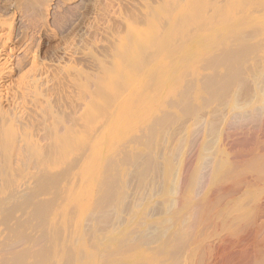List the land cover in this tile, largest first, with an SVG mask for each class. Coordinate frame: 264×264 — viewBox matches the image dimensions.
Wrapping results in <instances>:
<instances>
[{"label": "rangeland", "instance_id": "1", "mask_svg": "<svg viewBox=\"0 0 264 264\" xmlns=\"http://www.w3.org/2000/svg\"><path fill=\"white\" fill-rule=\"evenodd\" d=\"M142 1L144 2V12L140 5ZM124 21H131L135 25H138L140 27H143L144 25V48H141L137 51V56L135 57V59L129 61L127 59H125V61L120 60L117 61V64H114L113 57H115L114 53L117 51L118 48V43H116V41L119 37L124 38V35L125 37L127 35ZM0 23L12 26L10 38L8 39L6 43L7 46L5 48V55L9 59L7 67L10 74L6 77L5 82H7L6 85L8 86L5 87L2 91L3 97L0 103V106L2 107H0V116L2 114V116L0 117V168L2 172L0 171V173L3 174L2 177L0 175V189L2 190H0V198L2 197V200H4L6 203L8 202V204L3 201H1L0 203V212L2 211L1 208L4 207L3 210L7 212L8 215L7 216L6 213H3V211L0 213V249L2 244L9 241L10 239H15L17 236L16 234H18L23 236L25 238V241L19 242L20 246L19 244L17 245L16 251H22L23 249H26V246L31 247L32 245H34L35 247V245L37 244H39L37 247H33L36 250H38L41 245L43 248L55 246V250L57 253L56 258L54 260L55 264H63V259L65 260V264H79V252L82 250V248L85 247H87L88 252L91 251L90 256L95 258L98 257L97 259L99 261L107 253V255L113 254L111 258H113L114 260H118L119 264H131L133 262H137L139 259H144V250H146V253L148 254L151 253L147 250V246L144 245L142 239L144 240V237L148 238L149 235L150 237L148 239L146 238L147 241L145 240V242L150 243L151 237H155V239L153 238V241L155 242V240L158 239L156 237H159L160 234H163V228L160 227H165L167 225L166 223L165 225H163L164 223H162L161 220L164 219V217L166 216L168 217V214L164 213V211L167 212V210L165 209V205L162 202L164 196H166V194L164 193H166L168 188L172 186V183L169 184V182L172 181L170 175L172 173V170L173 173L177 172L180 170V168H182L180 166H183L184 164V159L183 163L180 162V160L183 156L182 153L184 152L185 145L187 144L186 141L188 140L189 133L192 129H194L193 127H198L199 124L203 126H201L203 132L201 133V138L198 141L199 144L197 145L198 147L203 146V148L199 147L200 149H198L197 147L195 149L197 150L196 152L194 150L193 155L195 153L196 154L194 155V157L192 156L189 161V163L191 164V168H194L195 163L197 162L195 161V159L198 160V155H200V157L202 156V153L216 155L217 149L221 150L218 155L222 158V161L224 163L232 161L238 162L239 160H241L239 162H246L248 160V157L242 156L247 155L250 152L263 155H259L261 158L264 157V125H261V122L262 124H264V116L263 120L261 119L260 123L256 125V128H252L253 126H249L248 128L245 127L246 130L242 127L243 129H241V131L237 128H235L234 132L233 129H230L232 131L229 130V133L227 131H224L225 121L230 110L231 102L229 101L232 96L234 97L235 95L236 97H238V101H236L239 102V104L242 102L240 105H242V107L244 108H247L245 107L247 104L244 102H247L248 104L250 103V105H255L256 102V105H258L264 98V0H0ZM236 47L237 49H235ZM239 47H242L243 50L245 49V51H243L244 54L242 53V48ZM232 48H234V52L232 51ZM236 50H238V52L239 50H241L240 54L238 53L239 55L243 54L241 55L243 56V61L241 60V57L239 63L236 64V69H238L239 65L242 66V71L239 68L241 74H238L243 79L239 77L242 80L238 81L240 79H236L238 78L236 77L234 81L229 79L227 81V74L225 73H227L228 70L227 68L225 70L226 66L222 65V62L224 58L229 57L230 53L234 56ZM224 53H226L227 55ZM222 55L223 57H221ZM199 58L202 60L200 61ZM34 60L36 61L35 64ZM219 60L221 62L220 64ZM44 63L45 65H52V68H45L46 72H43H45L46 75L44 74L41 78H38L40 80V83H38V89H40L41 93L43 92L42 94L44 97L46 96L48 102L45 103L41 101L40 103L42 104L40 105V103H37L38 105L36 104L35 107L31 105L29 101H21V99H18L19 97L17 99L12 100L13 97H9L14 91L12 89H22L21 87H23V85L25 86V83L27 81V79H25L27 78L26 74L29 73L30 69L38 71L36 69L40 68L39 71H42L44 69ZM243 64H245V66H243ZM54 65L58 68H56ZM202 65H204V67ZM215 65L217 66V70ZM114 66L115 68L117 67L120 70L123 69L122 72H129L132 78L138 81L137 83V81L133 80V82L136 83V86L138 88H141V90L135 94L136 90L134 92L131 91V84H126V82L125 85L124 83H122L121 80L118 81V84H114L119 78H124L123 75L121 77H118L121 74L120 73L115 79L110 78V80H105L106 83L109 81L108 83H110V86H113V84L117 86L115 92H111L110 90H108V92L105 90L102 91V88H100L99 86V81H103L102 79L106 78L105 71H109L110 68L114 69ZM244 67L246 68L243 69ZM53 69L54 71H52ZM213 70H216L215 72L217 73L213 72ZM200 71L202 74L200 73ZM203 71L206 75L209 76V78L214 77L217 74L215 77L219 79L221 78V82L223 80V82L226 83L227 87L232 85V87L230 86L228 92L225 91V99L223 97L220 99H215L214 96L212 99V95L209 94V92L206 93L207 90L205 84L209 78L208 76L204 75ZM218 72L221 73L220 75L225 78H222V76H220ZM210 75L212 76L210 77ZM203 76L207 77V79L205 80ZM201 77L203 79H201ZM236 80L238 82H235ZM203 83L204 85L202 89L201 87ZM178 89L179 91H177V93L175 90ZM189 89L190 91L193 89V91L188 92ZM227 89L228 88H226V90ZM129 90L130 93L128 94ZM184 91H187L188 93L186 94V92ZM99 92L102 98L101 96H99ZM122 95L123 97H126H124L123 99L128 102L127 104H123L124 102H121ZM184 95H186V99L182 97ZM200 97L203 99H200ZM190 99L191 102H189ZM206 99H209V101L206 102ZM10 100H12L13 102ZM232 100L233 98L231 99V101ZM173 101H175L176 103H173ZM183 101L184 103L186 101V105L183 104ZM94 103L96 104L94 105ZM171 103L173 105L176 104V108L173 107V105L171 106ZM177 103L178 105L180 104V106H178ZM202 103H205L204 105L208 107L203 108L204 105ZM210 103L213 105H210ZM218 103L219 106H217ZM107 104L108 106L106 107ZM250 105L247 106L251 107L252 105ZM90 106H92L93 109L90 108ZM43 107L45 109L47 107L46 111H44L45 109ZM180 110H182L181 112L183 114L180 113ZM35 111L37 114L35 113ZM91 111L93 112L91 113ZM184 113H186V115ZM191 113H193V115ZM38 114L42 116L41 120L40 116L38 117ZM48 114H50L51 116ZM160 114H162V117ZM163 114L165 115V117H163ZM170 115H176V119L173 116L170 117ZM164 118H167L169 121L167 119H165V121H162L164 120ZM52 120L54 124L52 123ZM158 120L162 122H158L159 124L161 123L159 125V127L161 128H158V125L154 126V123H157ZM11 121L13 123H11ZM152 122L153 125L151 124ZM163 122H166V126H164ZM31 124L33 125L31 126ZM48 124H50V127L52 126L53 129L59 134V137L53 143L52 141L54 140L51 141V137H49L52 136V139H54L53 135L48 132L52 129H48L50 128ZM152 126H154V128ZM155 127L157 128V130L155 131L154 136L153 131L156 129ZM250 130L252 131L250 132ZM58 131L63 136L60 135ZM75 131L78 137L80 138L75 137L77 136L76 133L74 135ZM245 131L247 133H245L244 135ZM6 133L10 134H7L8 136L5 138ZM140 133L141 135H139ZM253 133L255 134V137L252 135ZM2 134H5V136ZM123 134L125 136H128L130 140L133 141V143H131L128 138L125 137ZM99 135L103 138H100ZM131 135H133V137ZM138 135L139 137L142 136L140 137V141ZM226 135H229L228 138L230 140L227 138L228 142L226 141L223 143L222 139L224 141ZM234 136H236L237 138ZM63 137H66V140ZM134 137L135 139L136 137H138L137 140H133ZM37 138L41 139L42 141ZM144 138L148 140L146 141ZM155 138L156 140L154 141ZM47 139H49L51 142ZM231 139L232 142H235L234 140H237L236 142H238L241 139L240 141L244 142V146H240V144H242L241 142L239 144L236 143V145L234 146L235 143L231 144ZM2 140H5V142H3ZM30 140L34 141L35 143H38L36 145L38 146L36 147L38 149H35L36 152L34 151V153L33 149H28L31 148V146L29 147L28 145V141ZM137 141H139L141 144ZM156 141H158V143H156ZM56 142L58 143L59 147H56ZM62 142L63 144H65L66 149L62 147ZM260 142L262 148H259ZM1 143L3 145H1ZM123 143H125V145ZM146 143L147 145H145ZM39 144H41V146ZM53 144H55V147L52 146ZM70 144L73 145L71 146ZM119 144L121 145V147L119 146ZM153 144L156 145L153 146ZM151 146H153V150H151ZM23 147L26 149H24ZM52 147H54L55 149L52 150ZM204 147L209 149H205L206 153L205 151L201 152V148L204 149ZM119 149L121 151L125 149L126 151L124 150L121 153ZM145 149H147L148 151H153V154H150L151 152L149 151V153ZM5 150L7 152L9 150L10 153L8 152V154L7 152H5ZM27 150H29L28 154ZM44 150L46 151V153L44 152ZM59 150L61 152H59ZM116 150L119 151V153ZM260 150L262 152H259ZM92 151L93 153H91ZM41 152L43 153V155ZM141 152L144 153L142 154ZM29 153H33V157L32 155H30V158ZM133 153L134 155H136L134 156ZM138 153L141 154L142 158H138V156H140V154L137 156ZM2 154L4 156H2ZM39 154L43 156L42 159H44L45 157V161L47 162H45L41 158L38 162V160L36 159H39ZM55 154H57L58 156H55ZM147 154L151 155L153 158L151 156H148ZM25 155L26 158L24 157ZM80 155L83 157V159L82 157H80ZM91 156L92 161H90ZM123 156L125 160L122 159ZM125 156H127L128 159L125 158ZM77 157H80V159H78ZM117 157L119 159H117ZM232 157L235 158L231 159ZM74 158L76 159V161H74ZM57 159H59L60 161ZM77 159L80 161V163ZM98 159H100L99 163H101V166H103V177L101 176L99 179V175L95 176V186L97 188L94 185L93 186L95 187V189L93 188V186L91 188H86L85 199L89 200L90 197L91 202H89V204L95 201L97 202V198L99 199L98 201L100 202L98 203V206L96 205L95 208L93 207V204L95 205V203H92V205L90 204L87 207L90 208L91 206V210L88 211L96 212L97 210L98 213L101 212V214L96 213V216H102H99L101 220L102 218H104V221L102 220L101 222H105L104 224H106L107 222L109 226L107 224H102L103 226H105V228L101 227V222L99 221L100 218L98 219V221L100 222L99 226V224H97L98 221H94L95 219L90 220L94 218L95 212L93 214L90 212V215L93 216L90 218L87 217L89 213L88 212L84 213V219L82 223L79 227L78 225L76 227V229H81L83 230V232H86V235L85 233H72V229L75 228L72 226H68V228L66 229L68 231L65 232L60 228L59 225L56 226V229H58L59 233L61 229V232H63L64 234H59L58 232H56L57 234L45 233V235L43 232H41L40 227H38L39 225L36 226V224L38 223L35 221V219H33V214L35 213L37 206H41L43 204L47 205L51 213L53 212L52 214H50L49 217L54 218L55 220H60L61 216L65 212L64 208H66H60L61 206H63V203L66 200V192L68 190H75L76 192V190L79 189L81 182V172H83L84 166H87L91 163H93L94 165ZM52 160L54 161V163H56V165H58L59 168L60 166L62 168L57 169L58 167L55 166ZM20 162H23V164ZM69 162L71 164H69ZM111 162L113 163V165ZM116 162L117 164H115ZM48 163H53L52 165L54 166L52 167V165ZM142 163L144 164V166ZM5 164H7L9 167L7 165L4 166ZM78 164L81 166H79ZM26 165L29 166V171L37 170V172L34 171V173L36 172V174H34L33 172H29L28 166ZM69 165L72 166V169L71 167L69 169ZM134 166L136 168L131 171L132 167ZM44 167L45 171H43L44 169H42ZM127 167L128 169H126ZM140 168L142 169V171L146 170L144 171L145 173L136 172L140 171ZM2 169H5V171H3ZM40 169L42 171H38ZM135 169L136 171H134ZM67 170L71 171L73 174L71 172H67ZM41 172H46L45 174L47 176L45 174H42ZM75 172L77 173V175ZM135 172L137 175L135 174ZM37 173L40 175H38ZM61 173H63V175ZM69 173H71L73 177H71ZM110 173L112 174L110 175ZM138 173H140V176L141 174H145L141 176L142 180H140L141 177ZM5 174L8 176V179ZM68 174L69 176H67ZM78 175H80V177H78L79 181L76 180V176ZM105 175L108 176L106 177ZM27 177H29L28 180H26ZM37 177H39V181L37 180ZM68 177H71L70 184L69 182H66L67 180H69L67 179ZM138 177H140V179ZM10 178L12 180H10ZM33 178L36 179L35 182H39L37 183L38 185L33 183ZM4 179L6 181H4ZM47 179L52 180L47 181ZM57 179L59 180V182ZM109 181L111 182V185L108 184L107 186V183ZM140 181H143L144 183L140 184ZM114 182H116V185L118 184L119 187L114 186ZM263 182L264 180L260 181L259 184H257L253 188L245 190L234 199H231L229 203L230 206L228 208H230L231 211L235 212V214H237V211H245L248 217H251L252 215L256 214L254 211L262 208L255 209V207H257L255 205H258V203L260 204L264 200ZM24 185L26 186L24 187ZM69 185L70 187H68ZM109 186H111V189L114 188L115 191H112L114 196L112 192L107 193ZM213 186V182L208 183L207 186V189L212 194H214ZM28 188L29 190L31 189V191H28ZM104 188L107 190H104ZM32 189L34 190L32 191ZM111 189H109V191H111ZM21 190L23 191L21 192ZM46 191L48 192V194ZM103 191H105L106 193H103ZM23 192L27 193L25 194ZM39 192L42 193L40 194ZM14 193L17 194L14 195ZM109 194H112L111 196L116 199V203L115 201H113L115 199L111 198ZM122 194H126L125 198H123ZM20 196L22 199L20 198ZM58 196L60 197V199ZM105 196L111 198V201H109L108 198H106ZM61 198L63 200H61ZM104 199L105 202L103 201ZM60 201H62L63 203ZM138 201L140 203H138ZM112 202L116 204L114 205L113 203L114 209L112 208ZM2 203H5V205ZM100 203H102V206L100 205ZM135 203L139 205V207H135ZM161 204H163V206ZM53 205L58 206V208L56 206L54 207ZM121 205H124V207H122L123 209L121 208ZM73 206L70 207L73 208ZM109 206L110 209L112 208L110 210L111 214H109V211H106ZM70 207H68V214L69 216L73 217L75 216V208L72 209ZM117 207L120 211L117 209ZM102 208H104L105 210ZM71 209L73 210V212ZM121 209L123 210V212L121 211ZM20 212L22 216L20 215ZM161 212L164 214H162ZM263 214L264 210L261 213L262 220L260 221V223L262 221L263 222L261 224L259 223V227L256 231V233H258L260 231V228H262L260 231L261 233H259L260 236L258 234V240L264 239ZM1 215L4 216V218ZM85 216L86 218H89L88 220H90V222L86 220ZM104 216H107V218L105 219ZM18 218L19 220H17ZM22 218H25L26 220ZM28 218L29 220H27ZM122 218H126L125 221ZM228 218H231V220H229ZM120 220H123V222H119ZM232 220L236 223H234ZM6 222L8 223V225L6 224ZM30 222H32L33 224ZM94 222L97 223L94 224ZM28 223L32 227V229L28 225ZM89 223L90 225H88ZM115 223L117 224L115 225ZM141 223L144 224L140 225ZM211 223V228L206 231L207 233H201V235L209 241H212V239L215 241L222 236H228V234L233 237L235 234L234 228L235 226L237 227V225L239 224L237 219H234L230 214H227V217L225 218H212ZM84 224L88 226H84ZM110 224L112 226H110ZM113 225H115L117 229H115ZM151 225L156 226L155 228L159 226V229L162 233L157 235L159 231L157 233L155 231L158 229H154L153 227L151 228ZM6 226H9L11 228H8ZM19 226L25 227L23 229V231L25 230L24 233H15L17 232L16 229L20 230ZM27 227H30V229ZM83 227H87L89 228V230L86 228V230L82 229ZM126 227H130V229L132 227V233H119L122 232ZM54 228H52V230ZM145 228L147 230H145ZM112 229H114L113 232ZM97 231L101 233L99 234ZM143 231H146V233ZM124 235H128L126 238H129L128 240H130L131 242H128L130 246L126 247L127 249L124 248L122 250L120 244L117 243H120V241L122 240L121 237ZM138 235H141V238H143L140 240V237ZM39 236H42V240H44V238L46 240L41 242L42 240H39L41 239ZM36 237H38L39 239ZM132 238H138L137 240L139 241L136 242L135 239L131 240ZM37 239L42 244L40 242L38 243ZM2 240H4L5 242H3ZM132 241H134V243ZM93 244L94 247H88L93 246ZM148 245L153 246L151 243ZM96 248L98 250V253L96 251ZM93 250L94 252H92ZM114 252H116V254ZM64 254L65 256L67 254L70 255L64 257ZM106 258L110 261L108 257H104L101 259V261L103 260L105 264L109 262L106 261Z\"/></svg>", "mask_w": 264, "mask_h": 264}, {"label": "bare ground", "instance_id": "2", "mask_svg": "<svg viewBox=\"0 0 264 264\" xmlns=\"http://www.w3.org/2000/svg\"><path fill=\"white\" fill-rule=\"evenodd\" d=\"M140 5H141V7H142V9H143V12H144V2L142 1V3H140ZM142 12V13H143ZM143 17H144V14H143ZM124 24H125V29H126V37H125V35H124V38H121V37H119L118 39H117V41H116V43H118V48H117V51L114 53V55H115V57H113L114 58V64H117V61H120V60H124L125 61V59H127L128 61L129 60H133V59H135V57L137 56V51L139 50V49H141V48H144V25H143V27H140V26H138V25H135L133 22H131V21H124ZM11 27L12 26H10V25H7V24H4V23H0V39H1V45H0V103H1V100H2V97H3V95H2V91L4 90V88L5 87H7L8 85H6V83L7 82H5V80H6V77L10 74V72H9V70H8V61H9V59L7 58V56L5 55V48H6V43H7V41H8V39L10 38V32H11ZM239 48H242V47H239ZM233 50V52H234V48H232ZM235 49H237V47L235 48ZM116 50V49H115ZM242 50V53H243V51H245V49L243 50V48L241 49ZM241 50H239V52H238V50H236L235 52L238 54H240V52H241ZM228 52H229V50H228ZM143 53V52H142ZM218 53V52H217ZM235 53V55L233 56V54L231 55V53H230V55H229V57H226V56H224V57H226V58H224V60H223V62H222V65H225L226 67H225V70H226V68H227V70H228V72L227 73H225V74H227L226 75V78H227V81H228V79L229 80H235V78L236 77H238V78H236V79H240V80H238V81H241L243 78L238 74V73H240L241 74V72H240V69H241V71H242V66H238V69H236L237 67H236V64L237 63H239V61H240V59H241V57H242V61H243V56H241V55H243V54H241V55H237ZM224 54H226V53H224ZM227 55V54H226ZM144 57V56H143ZM221 57H223V55L221 56ZM120 58V59H119ZM141 58V57H140ZM214 58V57H213ZM35 59V58H34ZM142 59V58H141ZM200 59V58H199ZM207 59V58H206ZM202 59H200V61H201ZM205 60V59H204ZM203 60V61H204ZM215 60V59H214ZM245 60V59H244ZM192 61V60H191ZM210 61V60H209ZM241 61V62H242ZM35 60H34V64H35ZM143 62V61H142ZM213 62V61H212ZM121 63V62H120ZM211 63V62H210ZM214 63V62H213ZM218 63V62H217ZM221 62H220V60H219V64H220ZM246 63V62H245ZM139 64V63H138ZM144 64V63H143ZM204 64V63H203ZM207 64V63H206ZM209 64V63H208ZM215 64V63H214ZM58 65V64H57ZM59 65H60V62H59ZM221 65V66H222ZM35 66V65H34ZM38 66V65H37ZM41 66H42V64H41ZM55 66V65H54ZM129 66V65H128ZM203 67H204V65H202ZM211 66V65H210ZM243 66H245V64H243ZM36 67V66H35ZM44 69L40 72L39 71V69L37 68H35L36 70H38V71H34V70H31L30 69V71H29V73L28 74H26L27 75V78H25V79H27V81H26V83H25V86L23 85V87H21L22 89H12V90H14L12 93H11V96H9V97H13L12 98V100L13 99H17L18 97V99H21V101L23 100V102L26 100V101H29L30 102V104L31 105H33V106H35L36 107V104L37 103H40L41 101L42 102H45V103H47L48 101H47V99H46V96L44 97L43 96V92L41 93V91H40V89H38V83H40V80L38 79V78H41L42 77V75H44L45 74V68H52V65H45V63H44ZM42 67V68H43ZM56 67V66H55ZM55 67H53V68H55ZM61 67V66H60ZM199 67V66H198ZM212 67V66H211ZM215 67H216V70H217V66L215 65ZM219 67V66H218ZM56 68H58V67H56ZM134 68V67H133ZM187 68V67H186ZM191 68V67H190ZM246 67H244L243 69H245ZM206 70V69H205ZM216 70H213V72H215ZM220 70H222V69H220ZM43 71H45V72H43ZM52 71H54V69L52 70ZM58 71H60V70H58ZM62 71V70H61ZM123 71V69L122 70H120L119 68H115V66H114V69H112V68H110V70L108 71H105V75H106V78L105 79H102L103 81H99V86H100V88H102V91L103 90H105V91H107L108 92V90H110L111 92H115V90H116V88H117V86H115L114 84H118V81L119 80H121L122 81V83H126V84H128L129 83V85L130 86H132L131 87V91L132 92H134L135 90V94L136 93H138L140 90H141V88H138L137 86H136V83H134L133 82V80H135V81H137L136 79H134V78H132V76L130 75V73L129 72H122ZM143 71H144V68H143ZM244 71V70H243ZM40 72V73H39ZM48 72V71H47ZM208 72V71H207ZM226 72V71H225ZM121 73V74H120ZM200 73H201V71H200ZM203 73H204V75H206L205 74V72L203 71ZM215 73H217V72H215ZM219 73V72H218ZM245 73V72H244ZM244 73H243V76H244ZM118 74H120L119 76H118ZM197 74V73H196ZM202 74V73H201ZM221 73H219V75H220ZM239 76H238V75ZM246 74V73H245ZM46 75V74H45ZM124 76V78L122 79V78H119L114 84H113V86H110V83H108L109 81L108 80H110V78H112V79H115V78H117V76L118 77H121V76ZM217 75V74H216ZM215 75V76H216ZM206 76H208V75H206ZM212 75H210V77H211ZM211 77V78H209V76H208V81L206 82V84H205V86H206V93L207 92H209V94H211L212 95V99H213V96H214V98L216 99V98H224L225 99V96H224V94L226 93V92H228L229 91V89H230V86L232 87V85H230L229 86V84H228V86L229 87H227V85H226V83L225 82H223V80H222V82H221V78L219 79V78H217V77ZM220 76H222V75H220ZM219 76V77H220ZM142 77V76H141ZM196 77V76H195ZM204 77V76H203ZM239 77H241V78H239ZM138 78V77H137ZM222 78H225V77H223L222 76ZM106 79H108L107 81V83L105 82V80ZM201 79H203L202 77H201ZM204 79L206 80L207 79V77H204ZM42 80V79H41ZM63 80V79H62ZM61 80V81H62ZM186 80V79H185ZM194 80H195V78H194ZM43 81V80H42ZM113 81V80H112ZM189 81V80H188ZM188 81H187V84H188ZM200 81V80H199ZM202 81V80H201ZM237 80L235 81V82H238ZM133 82V83H132ZM234 82V83H235ZM42 83V82H41ZM120 83V82H119ZM137 83H138V81H137ZM201 83V82H200ZM231 83H233V82H231ZM123 84V85H124ZM125 84V85H126ZM184 84V83H183ZM185 84H186V82H185ZM184 84V85H185ZM192 84V83H191ZM10 85V84H9ZM44 85V84H43ZM61 85V84H60ZM128 85V86H129ZM194 85H196V84H194ZM203 85H204V83L202 84V89H203ZM237 85V84H236ZM188 86V85H187ZM186 86V87H187ZM234 86V85H233ZM112 87V88H111ZM122 87V86H121ZM142 87V86H141ZM178 87V86H177ZM195 87V86H194ZM62 88V87H61ZM137 88V89H136ZM183 88V87H182ZM226 88H228L227 90H226ZM10 89V88H9ZM120 89V88H119ZM11 90V91H12ZM45 90V89H44ZM184 90V89H183ZM10 91V92H11ZM176 92L177 91H179V89L178 90H175ZM181 91V90H180ZM190 91V89L188 90V92ZM193 91V89L190 91V92H192ZM226 91V92H225ZM5 92V91H4ZM8 92V91H7ZM183 92V91H182ZM184 92H186V94L188 93L187 91H184ZM130 93V90H129V92H128V94ZM178 93V92H177ZM199 93V92H198ZM98 94H100V92L98 93ZM103 94V93H102ZM183 94V93H182ZM228 94V93H227ZM16 95H18V96H16ZM97 95V94H96ZM125 95V94H124ZM208 95V94H207ZM98 96V95H97ZM99 96H101V94L99 95ZM186 95H184V96H182L183 98H185L186 99V97H185ZM104 97V96H103ZM122 97V101L121 102H124L123 104H127L128 102H126L123 98L125 97H123V95L121 96ZM195 97V96H194ZM236 96L234 95V97L232 96V98H233V100L231 101V99H230V101L229 102H231V104H230V110H229V113H228V115H227V118H226V121H225V127H224V131H227L228 133H229V130L230 129H233V132L235 131V128H237L238 130L240 129V131H241V129H243V128H245V127H249V126H253L252 128H256V125L257 124H259L260 123V121H261V119L263 120V116H264V98L261 100V103L260 104H258V105H256V102H255V105H253V104H251L250 105V103L248 104L247 102H244V103H246L247 105H250L251 107H249V106H247L246 104V106L245 107H247V108H244V107H242V105H240L239 104V102H237L238 100H237V98L238 97H236ZM10 98V99H11ZM101 98H102V96H101ZM126 98V97H125ZM209 98V97H208ZM97 99H98V97H97ZM128 99V98H127ZM187 99H189V98H187ZM192 99V98H191ZM191 99L189 100V102H191ZM200 99H203V98H201L200 97ZM211 99V98H210ZM235 99V100H234ZM4 100V99H3ZM9 100V99H8ZM12 100H10V101H12ZM100 100V99H99ZM129 100V99H128ZM127 100V101H128ZM173 100V99H172ZM175 100V99H174ZM183 100V99H182ZM194 100H196V99H194ZM237 100V101H236ZM104 101V100H103ZM135 101V100H134ZM170 101V100H169ZM168 101V102H169ZM176 101H177V99H176ZM188 101V100H187ZM205 101V100H204ZM207 101H209V99H206V102ZM217 101V100H216ZM224 101V100H223ZM5 102V101H4ZM13 102V101H12ZM188 102V103H189ZM212 102V101H211ZM219 102V101H218ZM249 102V101H248ZM252 102H254V101H252ZM251 102V103H252ZM16 103V102H15ZM103 103V102H102ZM173 103H176L175 101H173ZM220 103V102H219ZM219 103L217 104V106H219ZM35 104V105H34ZM42 103H40V105H41ZM96 103H94V105H95ZM169 104V103H168ZM183 104L184 105H186V101H185V103H184V101H183ZM195 104H197V103H195ZM194 104V105H195ZM203 104V103H202ZM205 104V103H204ZM203 104V105H204ZM208 104V103H207ZM10 105V104H9ZM12 105V104H11ZM17 105V104H16ZM22 105V104H21ZM38 105V104H37ZM94 105H93V107H94ZM102 105V104H101ZM170 105V104H169ZM173 104L171 103V106H172ZM177 105H178V103H177ZM193 105V104H192ZM210 105H213V104H211L210 103ZM46 106V105H45ZM105 106V105H104ZM108 106V104L106 105V107ZM168 106V105H167ZM171 106H170V108H171ZM176 106V104L175 105H173V107H175ZM178 106H180V104L178 105ZM190 106V105H189ZM198 106V105H197ZM196 106V107H197ZM1 107V106H0ZM24 107H25V105H24ZM37 107H39V106H37ZM187 107V106H186ZM195 107V106H194ZM203 107V106H202ZM205 107H208V106H205L204 105V107L203 108H205ZM2 108V107H1ZM23 108V107H22ZM21 108V109H22ZM30 108H32V107H30ZM44 108V107H43ZM90 108H92V106H90ZM170 108H169V110H170ZM176 108V107H175ZM178 108V107H177ZM182 108V107H181ZM188 108V107H187ZM198 108V107H197ZM27 109V108H26ZM42 109V108H41ZM45 109V108H44ZM43 109V110H44ZM46 109H47V107H46ZM46 109L44 110V111H46ZM48 109H50V108H48ZM93 109V108H92ZM164 109V108H163ZM180 109V108H179ZM178 109V110H179ZM189 109V108H188ZM40 110V109H39ZM122 110H123V108H122ZM182 110H183V108H182ZM182 110H180V113H182L181 111ZM191 110V109H190ZM197 110V109H196ZM196 110H195V112H196ZM10 111V110H9ZM19 111H21V110H19ZM28 111V110H27ZM43 111V112H44ZM48 111V110H47ZM184 111V110H183ZM198 111V110H197ZM3 112V111H2ZM32 112V111H31ZM40 112V111H39ZM93 111H91V113H92ZM164 112H165V110H164ZM194 112V113H195ZM1 113V112H0ZM35 113H36V111H35ZM52 113V112H51ZM123 113H125V112H123ZM169 113V112H168ZM37 114V113H36ZM46 114V113H45ZM44 114V115H45ZM171 114V113H170ZM183 114V113H182ZM185 115H186V113H184ZM188 114V113H187ZM192 115H193V113H191ZM48 115H50V114H48ZM161 115V117H162V114H160ZM164 115V114H163ZM165 115H166V113H165ZM165 115L163 116V117H165ZM1 116H2V114H1ZM0 116V117H1ZM30 116V115H29ZM40 115L38 114V117H39ZM51 116V115H50ZM53 116V115H52ZM168 116V115H167ZM173 116V115H172ZM171 115H170V117H172ZM176 116V115H175ZM175 116H173L174 118H175ZM41 117L42 116H40V120H41ZM47 117V116H46ZM49 117V116H48ZM182 117H183V115H182ZM5 118V117H4ZM31 118V117H30ZM158 118H160V117H158ZM178 118V117H177ZM24 119V118H23ZM45 119V118H44ZM156 119V118H155ZM165 119H167V118H164V120H162V121H165ZM168 119H169V117H168ZM167 119V120H168ZM176 119V118H175ZM12 120V119H11ZM32 120V119H31ZM170 120H172V119H170ZM178 120V119H177ZM7 121V120H6ZM33 121V120H32ZM47 121H48V118H47ZM160 120H158L157 121V123H154V126L155 125H158V128H161V127H159V125L162 123L161 121V123L159 124L158 122H159ZM169 121V120H168ZM167 121V122H168ZM4 122V121H3ZM35 122V121H34ZM175 122V121H174ZM11 123H13L12 121H11ZM16 123V122H15ZM21 123V122H20ZM52 123L54 124V122H53V120H52ZM164 123V126H166V122H163ZM173 123V122H172ZM152 125H153V122L151 123ZM168 124V123H167ZM13 125V124H12ZM16 125V124H15ZM27 125V124H26ZM33 124H31V126H32ZM49 125V127H50V124H48ZM170 125V124H169ZM261 125H264V124H262V122H261ZM1 126V125H0ZM30 126V127H31ZM47 126V125H46ZM154 126H152L153 128H154ZM202 125L201 124H199V126L198 127H193L194 129H192L191 131H190V133H189V136H188V140L186 141V145H185V149H184V152L182 153L183 154V156H182V158H181V160H180V162H182L183 163V159H184V164H183V166H180V167H182V168H180V170L179 171H177V172H174L173 173V170H172V173L170 174L171 175V180L172 181H170L169 182V184H171L172 183V186L171 185H169V186H171L170 188H168V190L166 191V193H164V194H166V196H164V198H163V203H164V207H165V209L167 210V212L166 211H164V213H167L168 214V217L166 216V217H164V219H161L162 220V223H164L163 225H165V223L167 224L165 227H160V228H163V234H160V233H162L161 231H160V229H159V226H157V228H155L156 226H152L151 225V228L153 227L154 229H158V230H154L156 233L158 232V234L157 235H159L160 234V236L159 237H156V238H158L157 240H155V242L153 241V238L155 239V237H151V244L153 245V246H149L148 244H150L149 242L147 243V242H145V240L147 241V239L150 237L149 235H148V238L147 237H144V240L141 238V235L139 236L140 237V240L142 239V242L144 243V245H146L147 246V250L149 251V252H151V253H146V250H144V259H139L137 262H133V263H131V264H264V239H259L258 240V234L259 233H261L260 231H261V229L262 228H260V231L258 232V233H256V231H257V229H258V227H259V223H260V221L262 220V215H261V213H262V211L264 210L263 209V207H264V200L259 204L258 203V205H255V203H254V205L255 206H257V207H255V209L256 208H262V209H259V210H255L254 212L256 213V214H254V215H250L251 217H248L247 216V214H246V212L245 211H237V214H235V212H233V211H231V209L230 208H228L229 206H230V200L231 199H234L235 197H237L239 194H241L243 191H245V190H248V189H250V188H253L254 186H256L257 184H259V182L260 181H262V180H264V157H260L259 155H261V154H258V153H254V152H250L249 154H247V155H243L242 157H248V160L246 161V162H239V161H241V160H239L238 162H235V161H232V162H227V163H224L223 161H222V158L218 155V153L219 152H221V150L220 149H217L216 151V155H211V154H209V153H206V150H209V149H207V148H205L204 147V149H202L203 148V146H199V147H202L201 148V152H204L205 151V153L206 154H203L202 153V156L200 157V155H198L199 157H197L198 158V160H196L195 158V161H197L196 163H195V166H194V168H191L190 166H191V164L189 163V161H190V158L193 156L194 157V155L196 154H194L193 155V152H194V150L198 147L197 145L199 144L198 143V141L200 140V138H201V133L203 132V130H202V127H201ZM260 126V125H259ZM34 127V126H33ZM243 127V128H242ZM3 128V127H2ZM20 128V127H19ZM48 128V127H47ZM59 128V127H58ZM58 128H57V130H58ZM156 128V127H155ZM163 128V127H162ZM48 129H52V130H49L48 132L49 133H51L52 135H53V138L54 139H52V136H49V137H51L50 139H51V141L52 140H54V141H52V143L53 142H55V140L59 137V134L53 129V127L51 126L50 128H48ZM67 129V128H66ZM250 129H251V127H250ZM8 130H9V128H8ZM152 130V129H151ZM150 130V131H151ZM157 130V128L153 131L154 132V136H155V131ZM245 130H246V128H245ZM60 131V130H59ZM58 131V132H59ZM66 131H68V130H66ZM66 131H64V132H66ZM74 131V130H73ZM106 131V130H105ZM105 131H103V132H105ZM161 131V130H160ZM230 131H232V130H230ZM239 131V132H240ZM252 130H250V132H251ZM47 132V131H46ZM47 132V133H48ZM61 132V131H60ZM59 132V133H60ZM62 132H63V130H62ZM147 132V131H146ZM238 132V133H239ZM4 133V132H3ZM66 133H68V132H66ZM70 133V132H69ZM75 133H76V131L74 132V135H75ZM109 133V132H108ZM111 133H112V131H111ZM129 133V132H128ZM157 133V132H156ZM160 133V132H159ZM227 133V134H228ZM237 133V134H238ZM241 133V132H240ZM243 133V132H242ZM245 133H247L246 131L244 132V135H245ZM249 133V132H248ZM8 133H6V136H5V134H2V135H4L5 136V138L10 134H8ZM15 134V133H14ZM71 134V133H70ZM119 134V133H118ZM158 134V133H157ZM231 134H232V132H231ZM236 134V135H237ZM250 134V133H249ZM2 135H1V137H2ZM12 135V134H11ZM10 135V136H11ZM60 135H62L61 133H60ZM65 135V134H64ZM76 135H77V133H76ZM110 135V134H109ZM124 135V134H123ZM139 135H141V133L139 134ZM139 135H138V137H139ZM149 135V134H148ZM147 135V136H148ZM240 135V134H239ZM243 135V134H242ZM253 136L255 135L254 133L252 134ZM33 136V135H32ZM63 136V135H62ZM61 136V137H62ZM66 136H67V134H66ZM68 136H69V134H68ZM125 136V135H124ZM132 137H133V135H131ZM134 136H136V135H134ZM157 136V135H156ZM224 136H225V134H224ZM229 136V135H228ZM228 136L226 135V137H225V139H224V141H223V139H222V142L224 143V142H226L227 141V138H228ZM232 136V135H231ZM238 136V135H237ZM46 137V136H45ZM75 137H78V135L77 136H75ZM99 137L100 138H103V137H101L100 135H99ZM125 137H127L128 138V140L131 142V143H133V141L132 140H130V138L128 137V136H125ZM138 137H136V139H135V137H134V139L133 140H137V138ZM140 137H142V136H140ZM140 137H139V141H140ZM146 137V136H145ZM151 137V136H150ZM159 137V136H158ZM234 137H236V136H234ZM252 137V136H251ZM255 137V136H254ZM4 138V137H3ZM13 138V137H12ZM23 138V137H22ZM47 138V137H46ZM64 138V137H63ZM66 138V137H65ZM64 138V139H65ZM69 138V137H68ZM78 138H80V137H78ZM109 138V137H108ZM111 138V137H110ZM123 138V137H122ZM157 138V137H156ZM156 138L154 139V141L156 140ZM230 138H232V137H230ZM237 138V137H236ZM235 138V139H236ZM239 138H240V136H239ZM238 138V139H239ZM244 138V137H243ZM245 138H247V137H245ZM259 138V137H258ZM37 139H39V138H37ZM69 139H71V138H69ZM145 139V138H144ZM150 139V138H149ZM229 139V138H228ZM242 139V138H241ZM240 139V140H241ZM249 139V138H248ZM251 139V138H250ZM26 140V139H25ZM39 140H41V139H39ZM48 141H50L49 139H47ZM66 140V139H65ZM72 140V139H71ZM76 140V139H75ZM146 141L148 140V139H145ZM158 140V139H157ZM230 140V139H229ZM234 140V139H233ZM238 141V142H236L237 140H234L235 142H232V139H231V144L232 143H235L234 144V146L236 145V143H240L241 141ZM242 140H244V139H242ZM3 142H5V140H2ZM21 141V140H20ZM36 141V140H35ZM42 141V140H41ZM44 141V140H43ZM50 141V142H51ZM59 141V140H58ZM57 141V142H58ZM129 141H128V143H129ZM139 141H137L138 143H140ZM145 141V142H146ZM245 141V140H244ZM248 141V140H247ZM251 141V140H250ZM12 142H13V140H12ZM15 142V141H14ZM18 142V141H17ZM56 142V147L58 146V143ZM102 142V141H101ZM107 142V141H106ZM143 142V141H142ZM144 142V143H145ZM201 142V141H200ZM228 142V141H227ZM262 142V141H261ZM261 142H260V147L259 148H262V146H261ZM22 143V142H21ZM24 143V142H23ZM27 143V142H26ZM66 143V142H65ZM67 143H68V140H67ZM70 143V142H69ZM71 143H72V141H71ZM78 143V142H77ZM127 143V142H126ZM144 143H143V145H144ZM156 143H158V141H156ZM229 143H230V141H229ZM242 144H240V146L241 147H243L244 145H243V143L244 142H241ZM246 143H248V142H246ZM5 144V143H4ZM25 144V143H24ZM38 143H35L34 141H32V140H30V141H28V145H29V147L31 146V148H28V149H33V153H34V151H35V149L37 150L38 148H36V147H38V146H36ZM62 144H63V142H62ZM91 144V143H90ZM124 145H125V143H123ZM141 144V143H140ZM151 144V143H150ZM226 144V143H225ZM238 144H237V146H238ZM250 144V143H249ZM1 145H3L2 143H1ZM26 145V144H25ZM35 145V146H34ZM40 146H41V144H39ZM45 145V144H44ZM43 145V146H44ZM60 145H61V143H60ZM67 145H69V144H67ZM71 145V144H70ZM73 145V144H72ZM71 145V146H72ZM78 145V144H77ZM76 145V146H77ZM137 145H139V144H137ZM145 145H147V143L145 144ZM156 145V144H155ZM154 144H153V146H155ZM223 145V144H222ZM227 145V144H226ZM52 146H54L55 147V144H53ZM80 146V145H79ZM119 146L121 147V145L119 144ZM133 146V145H132ZM153 146H151L152 147V149L151 150H153ZM224 146V145H223ZM229 146V145H228ZM236 146V147H237ZM249 146V145H248ZM256 146V145H255ZM263 146H264V144H263ZM3 147V146H2ZM54 147H52L53 149L52 150H54L55 148ZM59 147V146H58ZM63 148H65V144H63V146H62ZM78 147V146H77ZM105 147H107V146H105ZM128 147V146H127ZM147 147V146H146ZM157 147V146H156ZM155 147V148H156ZM198 147V149H200ZM214 147V146H213ZM227 147V146H226ZM241 147H240V149H241ZM258 147V146H257ZM24 148V147H23ZM47 148V147H46ZM72 148V147H71ZM81 148V147H80ZM94 148V147H93ZM115 148V147H114ZM125 148V147H124ZM229 148V147H228ZM264 148V147H263ZM2 149V148H1ZM4 149V148H3ZM12 149V148H11ZM10 149V150H11ZM16 149H18V148H16ZM24 149H26V148H24ZM40 149H41V147H40ZM42 149H43V147H42ZM50 149H51V146H50ZM50 149H48V150H50ZM57 149V148H56ZM66 149V148H65ZM75 149V148H74ZM89 149V148H88ZM121 149H123V148H121ZM137 149H139V148H137ZM136 149V150H137ZM206 149V150H205ZM211 149V148H210ZM216 149V148H215ZM230 149V148H229ZM232 149H233V147H232ZM231 149V150H232ZM235 149V148H234ZM239 149V148H238ZM22 150V149H21ZM51 150V151H52ZM62 150V149H61ZM90 150V149H89ZM120 150V149H119ZM125 150V149H124ZM123 150V151H124ZM145 150H147V149H145ZM151 150H147L150 154H153V151H151ZM237 150V149H236ZM262 150V149H261ZM259 151V152H262V151ZM56 151V150H55ZM75 151V150H74ZM73 151V152H74ZM88 151V150H87ZM117 151V150H116ZM123 151H121L120 150V152L122 153ZM126 151V150H125ZM132 151V150H131ZM138 151H140V150H138ZM155 151V150H154ZM197 150H195V152H196ZM243 151V150H242ZM246 151V150H245ZM254 151V150H253ZM5 152H7L6 150H5ZM8 152L10 153V151L8 150ZM7 152V153H8ZM12 152V151H11ZM26 152V151H25ZM28 152H29V150H27V154H28ZM36 152V151H35ZM39 152V151H38ZM38 152H37V154H38ZM44 152L46 153V151L44 150ZM59 152H61L60 150H59ZM64 152V151H63ZM118 153H119V151H117ZM133 152V151H132ZM147 152V153H148ZM208 152V151H207ZM8 153V154H9ZM33 153L31 154V153H29V156L30 155H32V157H33ZM42 153V152H41ZM52 153V152H51ZM50 153V154H51ZM53 153H58V152H53ZM65 153H66V151H65ZM91 153H93V151L91 152ZM107 153H108V151H107ZM125 153V152H124ZM137 153V152H136ZM142 154L144 153V152H141ZM240 153V152H239ZM243 153V152H242ZM245 153V152H244ZM60 154V153H59ZM64 154V153H63ZM88 154V153H87ZM101 154V153H100ZM99 154V155H100ZM105 154V153H104ZM140 153H138L137 154V156L139 155ZM21 155V154H20ZM42 155H43V153H42ZM45 155V154H44ZM54 155V154H53ZM89 155V154H88ZM91 155V154H90ZM133 155H134V153H133ZM136 155V154H135ZM134 155V156H135ZM145 155H146V153H145ZM148 155V154H147ZM155 155V154H154ZM234 155H235V153H234ZM2 156H4L3 154H2ZM39 159L37 158L36 160H38V162H39V160H40V158L42 159V157L43 156H41V154H39ZM55 156H58L57 154H55ZM72 156V155H71ZM75 156V155H74ZM79 156V155H78ZM95 156V155H94ZM97 156V155H96ZM129 156V155H128ZM132 156V155H131ZM148 156H151V155H148ZM261 156H263V155H261ZM25 158H26V155L24 156ZM35 157V156H34ZM50 157V156H49ZM60 157V156H59ZM80 157H82L81 155H80ZM80 157H77L78 159H80ZM99 157V156H98ZM140 157L142 158V156H141V154H140V156H138V158L140 159ZM152 157V156H151ZM151 157H150V159H151ZM236 157V156H235ZM235 157H232L231 159H233V158H235ZM30 158H31V156H30ZM54 158V157H53ZM62 158V157H61ZM65 158V157H64ZM76 158V157H75ZM74 158V161H76V159ZM90 158V157H89ZM109 158V157H108ZM113 158V157H112ZM125 158H127V156H125ZM130 158V157H129ZM153 158V157H152ZM155 158V157H154ZM28 159H29V157H28ZM77 159V160H78ZM82 159H83V157H82ZM81 159V160H82ZM117 159H119L118 157H117ZM123 160H125L124 159V156H123V158H122ZM128 159V158H127ZM132 159V158H131ZM134 159V158H133ZM150 159H148V160H150ZM242 159V158H241ZM2 160H3V157H2ZM31 160H33V159H31ZM35 160V159H34ZM42 160H44L45 161V157H44V159H42ZM57 160H59V159H57ZM70 160H72V159H70ZM108 160V159H107ZM121 160V159H120ZM122 160V161H123ZM229 160V159H228ZM26 161H28V160H26ZM53 161V160H52ZM60 161V160H59ZM79 161V160H78ZM77 161V162H78ZM90 161H92V156H91V158H90ZM89 161V162H90ZM99 161H100V159H98L97 161H96V163L93 165V163H91V164H88L86 167L84 166V170H83V172H81V177H80V175H78V176H76L75 178H76V180L77 181H79L78 180V177H80V186H79V189L78 190H76V192H75V190L74 191H70V190H68L67 192H66V195H67V197H66V200H65V202L63 203L62 201H60V202H62L63 203V206H61L60 208L62 209V208H64V207H66V208H64V210H65V212L63 213V215L61 216V219L60 220H55L54 218H51V217H49L50 216V214H52L51 213V211H50V209H49V207L47 206V205H41V206H37V208H36V210H35V213L33 214L34 215V218L33 219H35V221L38 223V224H36V226L37 225H39L38 227H40V229H41V232H43L44 234L45 233H56V232H58V229H56L57 227L56 226H60V228L63 230V231H68V230H66L67 228H68V226H72V227H75V228H73L72 230H73V232L72 233H74V234H76V233H85V235H86V232H83V230H81V229H76V227H77V225H78V227L80 226V224L82 223V221H83V216H84V213H88L89 211L88 210H91V206H90V208H87L90 204L92 205V203H95V205L93 204V207H95L96 208V205L98 206V203L100 202V201H98L99 199L97 198V202L95 201V202H92V203H90L89 204V202H91V199H90V197H89V200L88 199H85V193H86V191H85V189L86 188H88V187H92L93 185L95 186V176H98V178L100 179V177L102 176V169H103V166H101V163H99ZM135 161V160H134ZM133 161V162H134ZM194 161V162H195ZM6 162V161H5ZM11 162V161H10ZM45 162H47V161H45ZM51 162V161H50ZM68 162V161H67ZM66 162V163H67ZM73 162V161H72ZM119 162V161H118ZM146 162V161H145ZM152 162V161H151ZM1 163V162H0ZM3 163V162H2ZM20 163H22L23 164V162H20ZM27 163V162H26ZM40 163H41V161H40ZM53 163H54V161H53ZM52 163V164H53ZM79 163H80V161H79ZM107 163V162H106ZM112 163V162H111ZM113 163H114V161H113ZM113 163H112V165H113ZM123 163V162H122ZM148 163V162H147ZM153 163V162H152ZM192 163V162H191ZM8 164V163H7ZM7 164H5L4 166H6ZM48 164H51V163H48ZM51 164V165H52ZM55 164V166H57L58 167V165H56V163H54ZM69 164H71L70 162H69ZM81 164H82V162H81ZM108 164V163H107ZM106 164V165H107ZM115 164H117V162L115 163ZM143 164V163H142ZM151 164V163H150ZM193 164V163H192ZM12 165V164H11ZM19 165V164H18ZM21 165V164H20ZM39 165V164H38ZM79 165V164H78ZM84 165V164H83ZM109 165H110V163H109ZM146 165V164H145ZM180 165V164H179ZM8 166V165H7ZM26 166H28V165H26ZM54 165H52V167H53ZM79 166H81V165H79ZM131 166V165H130ZM133 166V165H132ZM142 166V165H141ZM143 166H144V164H143ZM1 167V166H0ZM9 167V166H8ZM23 167V166H22ZM51 167V166H50ZM51 167V168H52ZM70 167H71V169H72V166H70L69 165V169H70ZM106 167V166H105ZM115 167V166H114ZM120 167H121V165H120ZM137 167H140V166H137ZM11 168V167H10ZM33 168V167H32ZM37 168V167H36ZM40 168V167H39ZM60 168H62L61 166H60ZM59 167L57 168V169H60ZM65 168H66V166H65ZM64 168V169H65ZM76 168H77V166H76ZM109 168V167H108ZM117 168V167H116ZM134 168H136L135 166L134 167H132V169H131V171L134 169ZM12 169V168H11ZM29 166H28V171H29ZM38 169V168H37ZM42 169H44L43 171H45V167L44 168H42ZM75 169V168H74ZM74 169H73V171H74ZM79 169V168H78ZM123 169V168H122ZM126 169H128V167L126 168ZM129 169H130V167H129ZM141 169V168H140ZM142 169H143V167H142ZM142 169L140 170V171H136V169L134 170V171H136V172H141V173H145L144 171H146V170H143L142 171ZM146 169V168H145ZM3 170V169H2ZM7 170H9V169H7ZM33 170V169H32ZM47 170V169H46ZM76 170V169H75ZM0 171H1V168H0ZM3 171H5V169L3 170ZM21 171V170H20ZM34 171H36L37 172V170H34ZM34 171H29V172H33L34 173ZM38 171H42L41 169L40 170H38ZM57 171V170H56ZM63 171H65V170H63ZM82 171V170H81ZM123 171V170H122ZM169 171V170H168ZM171 171V170H170ZM2 172V171H1ZM36 172L34 173V174H36ZM47 172V171H46ZM46 172H44V173H42V174H45ZM67 172H71V171H69V170H67ZM136 172H135V174H136ZM10 173V172H9ZM9 173H7V174H9ZM12 173V172H11ZM16 173V172H15ZM14 173V174H15ZM32 173V174H33ZM40 173V172H39ZM51 173V172H50ZM57 173V172H56ZM72 173V172H71ZM71 173H69L70 175H71V177H73L72 176V174ZM76 173V172H75ZM115 173V172H114ZM148 173V172H147ZM33 174V175H34ZM38 174V173H37ZM47 174H49V173H47ZM62 175H63V173H61ZM69 174L67 175V176H69ZM79 174V173H78ZM112 173H110V175H111ZM139 174V176H140V173H138ZM167 174H168V172H167ZM0 175H1V177H2V175L3 174H1L0 173ZM6 175V174H5ZM17 175H18V173H17ZM38 175H40V174H38ZM46 175V174H45ZM53 175V174H52ZM60 175V174H59ZM61 175V176H62ZM76 175H77V173H76ZM109 175V174H108ZM107 175V176H108ZM137 175V174H136ZM142 175H145V174H141V176ZM149 175V174H148ZM147 175V176H148ZM172 175H173V177H172ZM7 176V175H6ZM47 176V175H46ZM106 176V175H105ZM106 176V177H107ZM113 176H115V175H113ZM117 176V175H116ZM140 176V177H141ZM4 177V176H3ZM9 177H10V175H9ZM32 177H35V176H32ZM65 177V176H64ZM70 177V178H71ZM103 177V176H102ZM140 177H138L139 179H140ZM168 177V176H167ZM38 178L39 177H37V180H38ZM70 178L68 177L67 179H69V180H67L66 182H69V184H70ZM110 178V177H109ZM124 178V177H123ZM143 178H144V176H143ZM148 178V177H147ZM7 179H8V176H7ZM17 179H18V177H17ZM29 179V177H27V179L26 180H28ZM30 179H31V177H30ZM34 179V178H33ZM58 179H59V177H58ZM57 179V180H58ZM64 179V178H63ZM112 179V178H111ZM110 179V180H111ZM115 179V178H114ZM117 179V178H116ZM168 179V178H167ZM10 180H12L11 178H10ZM25 180V179H24ZM35 180L36 179H34V181H33V183H35L36 185H38L37 183H39V182H35ZM50 180H52V179H50ZM49 179H47V181H50ZM54 180V179H53ZM107 180H108V178H107ZM126 180V179H125ZM140 180H142V177H141V179ZM144 180V179H143ZM170 180V179H169ZM3 181V180H2ZM4 181H6L5 179H4ZM8 181V180H7ZM22 181V180H21ZM39 181V180H38ZM100 181V180H99ZM113 181V180H112ZM24 182V181H23ZM31 182V181H30ZM55 182V181H54ZM58 182H59V180H58ZM102 182V181H101ZM121 182V181H120ZM142 182V183H141ZM167 182H168V180H167ZM210 182H213V184H214V186H213V188H214V194H212V193H210V191L207 189V186H208V183H210ZM3 183V182H2ZM5 183V182H4ZM9 183V182H8ZM14 183V182H13ZM22 183V182H21ZM104 183V182H103ZM115 184H114V186H118V184L116 185V182H114ZM144 182L143 181H140V184H143ZM264 183V182H263ZM262 183V184H263ZM1 184V183H0ZM23 184V183H22ZM25 184V183H24ZM28 184V183H27ZM32 184V183H31ZM45 184V183H44ZM98 184H99V182H98ZM108 184L109 185H111V182L109 181L108 183H107V186H108ZM4 185V184H3ZM21 185V184H20ZM19 185V186H20ZM63 185V184H62ZM65 185V184H64ZM121 185H123V184H121ZM261 185V184H260ZM16 186V185H15ZM26 185H24V187H25ZM93 186V188L95 189V187ZM98 186V185H97ZM106 186V187H107ZM30 187V186H29ZM45 187V186H44ZM44 187H42V188H44ZM57 187V186H56ZM61 187V186H60ZM59 187V188H60ZM68 187H70V185L68 186ZM101 187V186H100ZM105 187V188H106ZM115 187V188H116ZM119 187V186H118ZM5 188H6V185H5ZM11 188V187H10ZM19 188V187H18ZM37 188V187H36ZM38 188H39V186H38ZM64 188V187H63ZM97 188V187H96ZM104 188V190H107V189H105ZM12 189V188H11ZM10 189V190H11ZM17 189V188H16ZM72 189V188H71ZM109 189H111V186H109ZM109 189H108V191H107V193L108 192H112V191H115L114 190V188L113 189H111V191H109ZM1 190V189H0ZM13 190V189H12ZM15 190V189H14ZM27 190V189H26ZM34 189H32V191H33ZM44 190V189H43ZM48 190V189H47ZM51 190V189H50ZM91 190V189H90ZM2 191V190H1ZM20 191V190H19ZM23 190H21V192H22ZM25 191V190H24ZM28 191H31V189L29 190V188H28ZM40 191H42V190H40ZM12 192V191H11ZM10 192V193H11ZM17 192H18V190H17ZM47 192V191H46ZM45 192V193H46ZM51 192V191H50ZM54 192V191H53ZM88 192H90V191H88ZM117 192V191H116ZM4 193V192H3ZM23 193H25V192H23ZM27 193V192H26ZM25 193V194H26ZM32 193V192H31ZM35 193V192H34ZM33 193V194H34ZM40 193V192H39ZM42 193V192H41ZM40 193V194H41ZM56 193V192H55ZM64 193V192H63ZM103 193H106L105 191H103ZM118 193H119V191H118ZM121 193H123V192H121ZM5 194H6V192H5ZM15 194H17V193H14V195ZM19 194V193H18ZM44 194V193H43ZM47 194H48V192H47ZM62 194V193H61ZM95 194V193H94ZM101 194V193H100ZM112 194H113V192H112ZM112 194H109V196H111ZM116 194V193H115ZM11 195V194H10ZM27 195H29V194H27ZM36 195V194H35ZM56 195H60V194H56ZM99 195V194H98ZM6 196V195H5ZM12 196V195H11ZM45 196V195H44ZM43 196V197H44ZM52 196V195H51ZM50 196V197H51ZM63 196V195H62ZM94 196H96V195H94ZM113 196H114V194H113ZM120 196H121V194H120ZM122 196H123V198H125V196H126V194H122ZM215 196V197H214ZM244 196V195H243ZM9 197V196H8ZM29 197V196H28ZM40 197V196H39ZM42 197V198H43ZM59 197V196H58ZM84 197V198H83ZM106 197V196H105ZM115 197H116V195H115ZM15 198V197H14ZM20 198H21V196H20ZM47 198V197H46ZM64 198V197H63ZM106 198H108V196L106 197ZM111 198H114V197H112L111 196ZM111 198H108V200L109 201H111ZM8 199V198H7ZM6 199V200H7ZM22 199V198H21ZM24 199V198H23ZM31 199H33V198H31ZM59 199H60V197H59ZM65 199V198H64ZM115 199V198H114ZM48 200V199H47ZM54 200H55V198H54ZM57 200V199H56ZM61 200H63L62 198H61ZM100 200H101V198H100ZM107 200V201H108ZM142 200V199H141ZM1 201H3V202H5L4 200H2V197L0 198V203H1ZM14 201V200H13ZM27 201V200H26ZM31 201V200H30ZM104 202H105V199L103 200ZM102 201V202H103ZM108 201V202H109ZM113 201H115V203H116V199L115 200H113ZM119 201V200H118ZM121 201H122V199H121ZM120 201V202H121ZM124 201V200H123ZM140 201V200H139ZM138 201V203H140ZM15 202V201H14ZM13 202V203H14ZM32 202V201H31ZM41 202V201H40ZM44 202V201H43ZM51 202V201H50ZM49 202V203H50ZM56 202V201H55ZM58 202H59V200H58ZM161 202V203H162ZM6 203V202H5ZM5 203H2V204H4L5 205ZM16 203V202H15ZM27 203V202H26ZM57 203V202H56ZM113 203L114 202H112V206H113ZM114 203V205H116ZM137 203V202H136ZM134 204V206L135 207H139V205H137V204ZM232 203V202H231ZM6 204H8V202L6 203ZM36 204V203H35ZM102 203H100V205H101ZM104 204V203H103ZM110 204H111V202H110ZM3 205V206H4ZM59 205H61V204H59ZM74 205V206H73ZM162 206H163V204H161ZM11 206V205H10ZM20 206V205H19ZM25 206V205H24ZM26 206H28V205H26ZM30 206H31V204H30ZM54 207L56 206V205H53ZM70 206H73V208H75V216H73V217H71V216H69V214H68V207H70ZM102 206V205H101ZM100 206V207H101ZM111 206V207H112ZM118 206V205H117ZM240 206V205H239ZM57 208H58V206H56ZM99 207V208H100ZM116 207V206H115ZM122 207H124V205L122 206L121 205V208ZM4 208V207H3ZM3 208H1L2 209V211H3V213H6V215H7V212H5L4 210H3ZM70 208H72V207H70ZM72 208V209H73ZM113 209H114V206L112 207ZM111 208V209H112ZM253 208V207H252ZM13 209V208H12ZM17 209V208H16ZM22 209H23V206H22ZM29 209V208H28ZM71 209V210H72ZM93 209V208H92ZM102 209H104V208H102ZM110 209V206L106 209V211H109V214H111V210ZM117 209H118V207H117ZM123 209V208H122ZM121 209V211L123 212V210ZM230 209V210H229ZM33 210V209H32ZM31 210V211H32ZM57 210V209H56ZM60 210V209H59ZM105 210V209H104ZM119 210V209H118ZM148 210V209H147ZM1 211V212H2ZM15 211V210H14ZM29 211V210H28ZM55 211V210H54ZM120 211V210H119ZM131 211V210H130ZM247 211V210H246ZM257 211V212H256ZM0 212V213H1ZM72 212H73V210H72ZM91 212V211H90ZM90 212L88 213V216L87 217H93L92 215H90ZM95 211H93V212H91L92 214L94 213ZM245 212V213H244ZM18 213H19V211H18ZM23 213V212H22ZM96 213L97 214H101V212H97V210H96V212L94 213V218H92V219H90V220H94V221H98V219L100 218V217H102V216H96ZM102 213H103V211H102ZM148 213V212H147ZM147 213H146V215H147ZM162 213V212H161ZM164 213H162V214H164ZM13 214V213H12ZM17 214V213H16ZM144 214V213H143ZM227 214H230L234 219H237V221H238V225H237V227L235 226V228H234V232H235V234H234V236L233 237H231L228 233V236H222V237H220L219 239H217V240H213L212 239V241H209V240H206L202 235H201V233H207L206 231L208 230V229H210L211 228V220H212V218H225V217H227ZM20 215H21V212H20ZM58 215V214H57ZM73 215V214H72ZM105 215V214H104ZM157 215V214H156ZM264 215V214H263ZM2 216V215H1ZM8 216V215H7ZM22 216V215H21ZM112 216V215H111ZM120 216V215H119ZM3 218H4V216H2ZM105 217V219L107 218V216H104ZM122 217V216H121ZM151 217V216H150ZM150 217H149V219H150ZM230 217V216H229ZM25 218H27V217H25ZM25 218H22V219H25ZM31 218V217H30ZM58 218H59V216H58ZM85 218H86V216H85ZM89 218H86V220L88 221V222H90V220H88ZM97 218V219H96ZM109 218V217H108ZM21 219V220H22ZM104 218H102V220H103ZM118 219V218H117ZM121 219V218H120ZM123 219V218H122ZM125 219L126 218H124L123 220L125 221ZM141 219H143V218H141ZM152 219V218H151ZM229 220H231V218H228ZM10 220V219H9ZM17 220H19V218L17 219ZM26 220V219H25ZM27 220H29V218L27 219ZM101 220V218L99 219V221L101 222L102 221ZM123 220L121 221H119V222H123ZM240 220V221H239ZM58 221V222H57ZM85 221V220H84ZM98 221V223L97 222H94V224H99L100 222ZM104 221V220H103ZM112 221V220H111ZM233 221V220H232ZM3 222V221H2ZM27 222V221H26ZM86 222V221H85ZM115 222H116V220H115ZM234 222V221H233ZM263 222V221H262ZM261 222V223H262ZM13 223V222H12ZM11 223V224H12ZM30 223H32V222H30ZM105 222H101L100 224H101V227H103V228H105V226H103V225H106L107 224V222H106V224H104ZM145 223V222H144ZM143 223V224H144ZM234 223H236V222H234ZM233 223V224H234ZM260 223V224H261ZM1 224V223H0ZM6 224L8 225V223L6 222ZM33 224V223H32ZM31 224V225H32ZM86 224V223H85ZM84 224V226H88V225H90V223L88 224V225H85ZM93 224V225H94ZM100 224H99V226H100ZM103 224V225H102ZM117 223H115V225H116ZM142 223L140 224V225H143ZM158 224H160V223H158ZM157 224V225H158ZM218 224V223H217ZM231 224V223H230ZM27 225V224H26ZM25 225V226H26ZM28 225H29V223H28ZM27 225V226H28ZM108 226H109V224H107ZM115 225H113L114 227H115ZM264 225V224H263ZM4 226V225H3ZM12 226V225H11ZM30 226V225H29ZM34 226V225H33ZM47 226V227H46ZM96 226V225H95ZM98 226V227H99ZM110 226H112L111 224H110ZM119 226H120V224H119ZM134 226V225H133ZM132 226V227H133ZM220 226V225H219ZM6 227H8V228H11V227H9V226H6ZM17 227V226H16ZM20 227V226H19ZM31 227V226H30ZM30 227H27V228H29L30 229ZM55 227V228H54ZM89 227H91V226H89ZM132 227H131V229H132ZM25 227H20V230H18V229H16L17 230V232H15V233H24V231H23V229H24ZM35 228V227H34ZM52 228H54L53 230H52ZM86 229H88L89 230V228H87V227H85ZM84 227L82 228V229H85ZM93 228V227H92ZM113 228V227H112ZM146 228H148V227H146ZM145 228V230H147ZM150 228V227H149ZM22 229V230H21ZM31 229H32V227H31ZM61 229H60V233H63V232H61ZM85 229V230H86ZM109 229V228H108ZM115 229H117L116 227H115ZM131 229H130V227L128 228V227H126L122 232H119V233H132V231H131ZM215 229V228H214ZM87 230V231H88ZM105 230V229H104ZM113 230L114 229H112V232H113ZM1 231H4V230H1ZM7 231V230H6ZM50 231V232H49ZM110 231H111V228H110ZM219 231V230H218ZM223 231V230H222ZM13 232V233H14ZM33 232V231H32ZM98 232V231H97ZM97 232H96V234H97ZM115 232H117V231H115ZM140 232V231H139ZM138 232V233H139ZM143 232H145L146 233V231H143ZM155 232H154V234H155ZM225 232V231H224ZM239 232H241V233H239ZM4 233V232H3ZM35 233V232H34ZM59 233V232H58ZM59 233V234H60ZM99 233V232H98ZM101 233V232H100ZM99 233V234H100ZM12 234V233H11ZM43 234V235H44ZM57 234V233H56ZM64 234V233H63ZM69 234V233H68ZM99 234H98V237H99ZM103 234V233H102ZM134 234H136V233H134ZM143 234V233H142ZM153 234V233H152ZM153 234V235H154ZM3 235V234H2ZM5 235V234H4ZM9 235V234H8ZM7 235V236H8ZM14 235V234H13ZM17 236H16V238L15 239H13V240H9V241H7V242H5L4 240H2L3 242H5L4 244H2V246H1V249H0V264H55V258H56V250H55V246H50V247H42V245L38 248V250H36V249H34L35 247H37L39 244H37V245H35V247H34V245H32L31 247H27L26 246V249H23L22 251H16V249H17V245L19 244V242H24L25 241V238L23 237V236H21V235H18V234H16ZM39 235V234H38ZM46 235V234H45ZM52 235V234H51ZM104 235V234H103ZM146 235V234H145ZM206 235V234H205ZM221 235V234H220ZM219 235V236H220ZM232 235V234H231ZM262 235V234H261ZM1 236V235H0ZM28 236V235H27ZM89 236H90V234H89ZM101 236V235H100ZM128 235H124V236H122L121 238H122V240L120 241V243L118 242L117 244H120V247L122 248V250L124 249V248H126V247H129L130 245L128 244V242H131L130 240H128L129 238H126ZM138 236H135V237H138ZM259 236H260V234H259ZM6 237V236H5ZM11 237V236H10ZM40 237V236H39ZM51 237V236H50ZM59 237H61V236H59ZM63 237V236H62ZM67 237V236H66ZM102 237V236H101ZM264 237V236H263ZM4 238V237H3ZM14 238V237H13ZM36 238H38V237H36ZM41 239H39V240H42V236L40 237ZM43 238H44V236H43ZM103 238H105V237H103ZM103 238H101V239H103ZM147 238V239H146ZM37 239V240H38ZM61 239V238H60ZM92 239V238H91ZM133 239H135L136 240V242L137 241H139V240H137L138 238H132L131 240H133ZM214 239H215V237H214ZM35 240V239H34ZM37 241L38 243L40 242V241ZM44 240H46L45 238H44ZM44 240H42L41 242H43ZM75 240V239H74ZM134 240V241H135ZM64 241V240H63ZM72 241V240H71ZM87 241V240H86ZM102 241V240H101ZM108 241V240H107ZM134 241H132L133 243H134ZM36 242V241H35ZM34 242V243H35ZM36 242V243H37ZM40 242V243H41ZM53 242V241H52ZM51 242V243H52ZM59 242V241H58ZM73 242V241H72ZM88 242V241H87ZM91 242H92V240H91ZM153 242V243H152ZM2 243V242H1ZM35 243V244H36ZM50 243V244H51ZM70 243V242H69ZM138 243H141V242H138ZM143 243H142V245H143ZM147 243V244H146ZM42 244V243H41ZM53 244V243H52ZM116 244V245H117ZM131 244V243H130ZM29 245V244H28ZM65 245H66V243H65ZM64 245V246H65ZM69 245V244H68ZM135 245V244H134ZM134 245H132V246H134ZM19 246H20V244H19ZM45 246V245H44ZM57 246H59V245H57ZM85 246V245H84ZM136 246H137V244H136ZM34 247V248H33ZM69 247V246H68ZM88 247H94V244H93V246H88ZM66 248V247H65ZM109 248V247H108ZM120 248V249H121ZM22 249V248H21ZM73 249V248H72ZM95 249V248H94ZM127 249V248H126ZM76 250V249H75ZM78 250V249H77ZM128 250H130V249H128ZM59 251V250H58ZM69 251V250H68ZM70 251H71V249H70ZM96 251H97V253H98V250H97V248H96ZM102 251V250H101ZM101 251H100V253H101ZM138 251V250H137ZM73 252H74V250H73ZM77 252V251H76ZM91 252V251H90ZM90 252H88V250H87V247H85V248H82V250L79 252V259H78V263L79 264H105V262L103 261V263H102V261H101V259L102 258H104V257H108L109 259H110V261L106 258V261L108 262H106L107 264H119V261L118 260H114L113 258H111L112 256H113V254H109V255H107V253L100 259V257H99V259H100V261L97 259V258H95V257H91L90 256ZM92 252H94V250L92 251ZM118 252H119V250H118ZM122 252V251H121ZM115 254H116V252H114ZM78 254V253H77ZM143 254V253H142ZM146 254H147V256H146ZM68 255V254H67ZM67 255L65 256V254H64V257H67ZM70 255V254H69ZM68 255V256H69ZM107 255V256H106ZM119 256V255H118ZM63 257V258H64ZM77 257V258H78ZM120 257V256H119ZM71 258V257H70ZM85 258V259H84ZM72 260V259H71ZM88 260H90V261H88ZM120 260H121V258H120ZM60 262V261H59ZM62 262V261H61ZM63 264H65V260L63 259ZM67 262V261H66ZM68 263V262H67ZM70 263V262H69Z\"/></svg>", "mask_w": 264, "mask_h": 264}]
</instances>
